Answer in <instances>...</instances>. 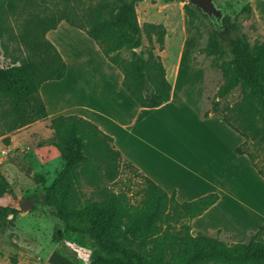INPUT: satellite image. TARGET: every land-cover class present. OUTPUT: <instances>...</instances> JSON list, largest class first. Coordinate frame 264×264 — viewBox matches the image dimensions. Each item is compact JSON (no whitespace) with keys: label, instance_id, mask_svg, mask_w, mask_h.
Segmentation results:
<instances>
[{"label":"trees","instance_id":"obj_1","mask_svg":"<svg viewBox=\"0 0 264 264\" xmlns=\"http://www.w3.org/2000/svg\"><path fill=\"white\" fill-rule=\"evenodd\" d=\"M138 1L98 0L88 17L76 12V19L63 11L50 17L41 31L37 29L44 18L33 20L31 30L21 34L28 54L7 66L0 65V135L47 117L39 88L47 80L62 78L66 64L45 33L61 19L84 30L97 43L121 71L122 86L139 106L157 107L168 101L171 83L160 57L153 49H148L145 58L134 51L141 45L142 32L151 40L156 29L159 48L163 46L159 26L139 24L135 12ZM185 7L189 19L196 11L203 13L189 2ZM240 11L251 13L252 8L245 4ZM222 20L232 33L213 29L203 48L206 55L214 57L222 75L210 112L221 116L244 138L235 152L246 155L264 178L253 154L243 149L248 142L264 143V39L251 43L238 32L235 19L224 13ZM127 49L133 54L129 60L121 55ZM235 88L241 97L232 108V120L219 112V105ZM203 115L207 117L209 111ZM49 127L64 166L46 188L44 203L65 230L89 235L105 253L89 264H264V223L244 242L221 239L220 229L216 235L193 233L191 220L213 205L218 193L178 201L174 191L168 193L130 162L124 166L139 177V189L132 194L130 190H112L99 184L104 177L115 180L124 167L112 137L77 114L57 115L50 119ZM82 178L95 186L84 197L77 188ZM53 239L60 241V236Z\"/></svg>","mask_w":264,"mask_h":264},{"label":"rangeland","instance_id":"obj_2","mask_svg":"<svg viewBox=\"0 0 264 264\" xmlns=\"http://www.w3.org/2000/svg\"><path fill=\"white\" fill-rule=\"evenodd\" d=\"M97 1L0 0V65L7 66L28 54L21 34L31 30L33 20L44 18V24L37 29L41 31L50 17L58 16L63 11L76 19L77 13L88 17L89 10ZM214 1L223 13L235 19L238 32L246 35L251 43L264 39L254 13L241 12L238 2L234 0ZM187 3L188 0H140L135 5L141 26L153 24L163 30L162 48L157 42L156 29L151 33V40L142 32L141 45L134 49L135 53L145 58L148 49H153L165 67L168 80L174 82L187 98L169 112L164 109V112L152 116L156 132L153 137L159 157L156 160L161 157L163 161L176 165L178 171L170 173L161 166L157 168L165 170L180 187L187 186L190 177L203 172L198 162L205 158L206 151L210 154L213 152L211 150H218V146L209 140L212 133L215 136V128H208L210 124L200 117V113L211 111L222 75L215 66L214 57L206 55L203 48L213 29L232 33L223 20L215 22L199 11L189 19L185 7ZM71 8L74 11H70ZM103 14L107 15V12ZM121 55L127 60L133 56L129 49L123 50ZM179 61L181 64L176 78L174 71ZM190 62L200 68L198 72H191ZM240 97L239 88H235L229 96L220 99L219 112L234 120L235 111L232 108L238 104ZM49 122L48 118L38 119L0 135V264H89V260L105 255L89 235L65 230L44 203L46 188L64 166ZM230 149L227 145L223 154H232ZM243 149L253 154L257 166L264 171V143L248 142ZM125 162L128 160L121 156L122 167ZM233 173L235 187L229 184L221 190L223 201L219 207L208 211L207 218L202 221L203 228L198 225L200 221H191L193 233L216 235L219 228L218 236L221 239L244 242L256 227L264 223V206L254 205L249 199L245 201L250 192L256 191L253 187L255 178L239 159ZM139 182V177L124 166L115 180L104 177L99 184L115 191L130 190L132 194L139 189ZM216 183L220 186L223 184L218 180ZM77 188L82 197L95 190V186L83 178ZM171 191L167 190L168 193ZM179 195L182 197L184 194ZM238 199L244 202L246 208H250L248 211H254L253 216L238 212ZM229 200L235 202L233 205L236 206L231 212L227 204ZM54 235L60 236V241H55Z\"/></svg>","mask_w":264,"mask_h":264},{"label":"crops","instance_id":"obj_3","mask_svg":"<svg viewBox=\"0 0 264 264\" xmlns=\"http://www.w3.org/2000/svg\"><path fill=\"white\" fill-rule=\"evenodd\" d=\"M234 1L238 2V8L245 4L251 6L252 13L260 23L264 34V0ZM45 36L54 44L66 64L65 75L62 78L47 80L39 88L47 111L46 118L50 120L61 114H77L93 122L105 134L112 137V144L122 157L164 190L172 189L178 201L191 200L209 192L218 193L219 199L203 214L191 220L200 221L198 225L201 227L202 221L204 222L207 218L208 211L219 207L222 203L224 195L221 194V190L229 184L230 187H235L236 178L233 171L238 164V159L243 162L248 173L255 178L253 187L256 191L250 192L251 194L247 196L249 198L245 201L249 199L254 205L264 206V193H262L264 192V178L252 166L246 155L235 152V148L243 142L244 138L229 127L221 116L209 112V115L204 117V113H200V117L210 124L208 128L211 126L215 128V136L212 133V138L209 140L218 146V150L210 149L213 151L210 154L206 151L205 158L198 162L203 172L201 171L198 176L190 177L187 186L180 187L175 181L173 182L165 170L157 168L161 166L170 173L178 171L176 165L163 161L161 157L160 160H156L159 157L156 154V141L153 137L156 132L152 118L155 113L164 112V109H166L165 112H169L173 107L176 108L187 100L180 88L177 89L175 83L170 82L171 92L168 101L157 107H141L122 86L121 71L108 61L97 43L84 30L71 26L65 19H61L55 28L45 33ZM180 64L179 61L175 66L176 78ZM189 67L193 70L192 73L200 69L192 63ZM179 101L180 103H177ZM238 135L240 136L239 141ZM227 145L230 146L232 154L225 152L223 154ZM216 180L223 183L222 186L217 184ZM179 194L184 195L180 197ZM233 203L235 204L231 200L227 202L229 212L236 208ZM246 207L244 202L238 199V212L252 215L254 211L250 212L248 211L250 208Z\"/></svg>","mask_w":264,"mask_h":264},{"label":"water","instance_id":"obj_4","mask_svg":"<svg viewBox=\"0 0 264 264\" xmlns=\"http://www.w3.org/2000/svg\"><path fill=\"white\" fill-rule=\"evenodd\" d=\"M188 2L197 10L202 11L208 17L215 20V22H221L223 19V10L218 7L214 0H188Z\"/></svg>","mask_w":264,"mask_h":264},{"label":"flooded vegetation","instance_id":"obj_5","mask_svg":"<svg viewBox=\"0 0 264 264\" xmlns=\"http://www.w3.org/2000/svg\"><path fill=\"white\" fill-rule=\"evenodd\" d=\"M215 2V1H214ZM216 3V2H215ZM217 5V4H216Z\"/></svg>","mask_w":264,"mask_h":264}]
</instances>
